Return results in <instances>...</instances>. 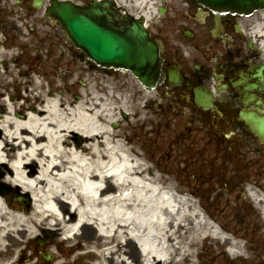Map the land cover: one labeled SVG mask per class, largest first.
Segmentation results:
<instances>
[{"label": "bare ground", "instance_id": "bare-ground-1", "mask_svg": "<svg viewBox=\"0 0 264 264\" xmlns=\"http://www.w3.org/2000/svg\"><path fill=\"white\" fill-rule=\"evenodd\" d=\"M140 4L150 0H134ZM260 14L251 31L264 45V10ZM16 80L30 81L0 74L5 88ZM31 81L23 102L11 104L23 117L9 116V109L0 114V165L9 164L7 179L32 194L26 205L0 192V264H19L24 253L29 257L22 264H36L47 249L51 264H195L197 245L206 239L241 251L181 195L171 175L146 161L139 137L114 129L118 96L108 102L88 89L72 100ZM252 194L264 203V195ZM43 230L53 236L35 243Z\"/></svg>", "mask_w": 264, "mask_h": 264}, {"label": "rangeland", "instance_id": "rangeland-1", "mask_svg": "<svg viewBox=\"0 0 264 264\" xmlns=\"http://www.w3.org/2000/svg\"><path fill=\"white\" fill-rule=\"evenodd\" d=\"M172 1L176 3L178 0H166V3L168 5L171 3L175 5ZM154 2L153 7L149 9L152 11L149 23L159 24L158 27L167 38L169 34L175 33L177 35L176 23H157L158 19L156 20V18L158 15L154 9L160 0H154ZM178 37L182 38V29L178 32ZM68 42L67 39L65 40L62 37L44 39L35 31H32L31 35L24 37L4 39L3 45L0 44V74H4L7 79L18 76L22 80L30 81L19 83L16 80L8 88H5L3 82L0 81V91H3L0 95V101L4 105V110L0 112L2 117L8 114L7 109L11 111L9 116L23 117L22 110L11 109V104L12 102H23L21 93H25V86L28 88L32 87V76L34 80L43 82L45 90L53 87L54 93L63 97L68 96L72 100L81 99L88 89L98 91V95L107 97L106 100L108 102L113 101L114 95L118 96L117 102L115 101L113 104L116 108L112 124L114 125L115 120L118 119L114 127L115 130L130 138L135 137L137 139L139 137L140 143L138 146L148 156L149 161L146 159L148 163L158 164L166 174L171 175L173 177V184L176 187H186L195 193V195L201 193V197L196 195V204L197 202L199 203L198 206H200L208 219L211 217L220 224L222 233L236 239L229 230H235L238 228V224L247 222L246 217L243 220L238 218L239 213L235 208V204L238 205L243 202H239L233 193L219 192L220 188L227 189V187H220L212 177L206 180L205 177H201L198 174L195 176L190 175L194 171L204 172L205 170H212L216 174H222V178L228 179L232 175V163H227L225 160L220 162V152L222 151H213L211 147L207 148L208 151L202 152L182 149L180 101L172 96L168 88L166 90L160 87L159 89H144L138 80L128 71H113V74H109L99 68L93 69L86 61L75 54L71 50L72 48L70 49ZM49 43L58 44L62 48L59 47L55 50H47L46 52L44 49L38 51L35 47V45H39L41 48L46 47ZM23 44H26L28 48L21 49L20 46L23 47ZM10 52H13V55ZM6 89L14 90L20 95H16L14 92L9 95ZM121 109L128 112L126 118L121 115ZM215 147H217V144H215ZM188 154H199L201 156L191 157ZM231 154L229 153V155ZM212 156H214V160ZM246 156H251V154L248 153ZM246 159L247 157L240 160L239 164L245 165ZM185 162H191L192 166L201 165L203 167L191 168ZM182 163L185 164L184 167H182ZM3 164L0 165V183L4 184V188H16L17 185L7 179L6 168H9V164ZM5 164L7 167H5ZM38 167L39 164L36 167L37 171ZM16 189L23 191L21 188ZM6 197L9 198L10 195L8 194ZM10 202L18 203V201L13 199ZM233 212L237 217L232 216ZM261 213L264 214L262 210ZM252 214L253 216L250 217V221H252L250 222V227L246 228L244 232L242 230L237 232L241 235L238 239L239 246L241 252L244 254V258L250 264H264V229L259 228V222L257 221H261L259 212L255 213L252 210ZM46 234L48 235V233ZM50 236L46 237L43 235V238L47 240ZM246 236L249 237L247 243H245ZM40 239L37 240L40 242ZM225 244H228V242L223 240H220L217 244L210 243L208 239L199 241L193 255L195 264H238V261L232 263V258L224 255L223 248ZM47 250L49 252V249ZM47 250L43 251L46 252ZM27 254H25V257H21L19 264L25 262ZM47 261L48 264H51L49 259ZM79 261H75L74 264Z\"/></svg>", "mask_w": 264, "mask_h": 264}, {"label": "flooded vegetation", "instance_id": "flooded-vegetation-1", "mask_svg": "<svg viewBox=\"0 0 264 264\" xmlns=\"http://www.w3.org/2000/svg\"><path fill=\"white\" fill-rule=\"evenodd\" d=\"M75 1L85 6L91 2ZM51 2L0 0V35L24 34L18 27L19 23L40 21L46 24L43 29L35 31L37 34L57 36L60 29L58 20L49 14ZM170 9L173 10L172 7ZM240 19L239 15L218 13L195 0H181L179 6L174 8L173 15L165 21H181L182 48L176 35L170 34L167 38L158 26L154 36L161 47L162 69L166 71L169 63L178 66L181 79L175 87L182 91V109L188 120L206 121L214 112L195 107L192 90L200 84L208 88H220L216 94V105L222 114H215L220 117L218 123L221 127L230 126L234 133L230 138H224L219 131L216 132V143L244 152L250 151L255 156L249 159L248 165L257 163L264 166V142L239 114L240 110L264 111L263 63L246 34V21ZM187 29L191 31L189 37L185 34ZM223 115L226 118H222ZM185 132H193L195 137L202 130L198 125L194 130L188 128ZM255 175L263 176V172L257 168Z\"/></svg>", "mask_w": 264, "mask_h": 264}, {"label": "water", "instance_id": "water-1", "mask_svg": "<svg viewBox=\"0 0 264 264\" xmlns=\"http://www.w3.org/2000/svg\"><path fill=\"white\" fill-rule=\"evenodd\" d=\"M200 1L241 12L264 7V0ZM58 11L70 37L89 58L101 65L128 67L143 81L152 82L157 75V49L141 22L113 21L111 15L97 5L85 10L65 4ZM199 101L205 102V98L199 97ZM259 128L264 132L263 127Z\"/></svg>", "mask_w": 264, "mask_h": 264}]
</instances>
